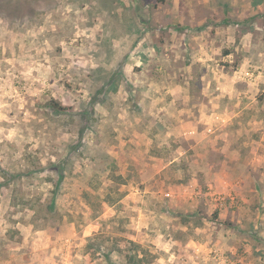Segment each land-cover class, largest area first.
Returning <instances> with one entry per match:
<instances>
[{
  "label": "rangeland",
  "instance_id": "obj_1",
  "mask_svg": "<svg viewBox=\"0 0 264 264\" xmlns=\"http://www.w3.org/2000/svg\"><path fill=\"white\" fill-rule=\"evenodd\" d=\"M132 242L264 264V0H0V264Z\"/></svg>",
  "mask_w": 264,
  "mask_h": 264
},
{
  "label": "trees",
  "instance_id": "obj_2",
  "mask_svg": "<svg viewBox=\"0 0 264 264\" xmlns=\"http://www.w3.org/2000/svg\"><path fill=\"white\" fill-rule=\"evenodd\" d=\"M54 107L57 110H64L63 107H61L58 103H54ZM41 206H43V203L40 204ZM43 220L48 221L49 217L48 216H44L42 217ZM96 246V245H95ZM99 249L101 250L102 246L99 245L98 246ZM125 250L120 249L119 247H114L113 250H111V252L108 255H105L108 259L109 262H113V255L118 253L119 255L123 256ZM125 258V264H142L143 263V259L141 257V252L139 250V246L136 245L134 242L131 243L129 252L126 254V256H123ZM116 264V263H113Z\"/></svg>",
  "mask_w": 264,
  "mask_h": 264
},
{
  "label": "crops",
  "instance_id": "obj_3",
  "mask_svg": "<svg viewBox=\"0 0 264 264\" xmlns=\"http://www.w3.org/2000/svg\"><path fill=\"white\" fill-rule=\"evenodd\" d=\"M208 46V45H206ZM203 59V58H202ZM218 119L222 118V117H217ZM216 119V117H201V120H204V122H211L214 121Z\"/></svg>",
  "mask_w": 264,
  "mask_h": 264
}]
</instances>
